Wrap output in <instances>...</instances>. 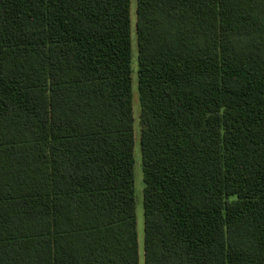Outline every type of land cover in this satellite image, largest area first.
<instances>
[{
    "label": "trees",
    "instance_id": "16d2710c",
    "mask_svg": "<svg viewBox=\"0 0 264 264\" xmlns=\"http://www.w3.org/2000/svg\"><path fill=\"white\" fill-rule=\"evenodd\" d=\"M132 0H0V264H140ZM144 264H264V0H136Z\"/></svg>",
    "mask_w": 264,
    "mask_h": 264
},
{
    "label": "rangeland",
    "instance_id": "374dc122",
    "mask_svg": "<svg viewBox=\"0 0 264 264\" xmlns=\"http://www.w3.org/2000/svg\"><path fill=\"white\" fill-rule=\"evenodd\" d=\"M131 16H132V47H133V69L135 71L133 75V90H134V112H135V130H136V145H135V197H136V215H137V230L139 236L140 245V264H144L143 250H144V174L142 166V153L140 148V125H139V115H140V103L137 90V75H136V63H137V35H136V0H132L131 6Z\"/></svg>",
    "mask_w": 264,
    "mask_h": 264
}]
</instances>
